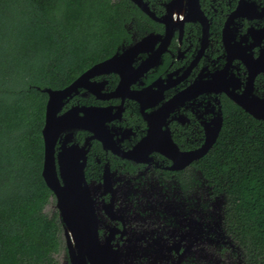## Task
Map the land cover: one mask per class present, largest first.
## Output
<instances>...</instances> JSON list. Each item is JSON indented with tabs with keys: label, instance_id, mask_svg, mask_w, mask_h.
<instances>
[{
	"label": "flooded vegetation",
	"instance_id": "af4514ba",
	"mask_svg": "<svg viewBox=\"0 0 264 264\" xmlns=\"http://www.w3.org/2000/svg\"><path fill=\"white\" fill-rule=\"evenodd\" d=\"M142 2L153 15L136 4L121 61L64 100L58 116L73 113L54 136L58 178L70 161L73 203L90 208L80 222L121 264H250L206 166L229 118L253 117L237 100H264V0ZM51 203L65 236L54 193Z\"/></svg>",
	"mask_w": 264,
	"mask_h": 264
},
{
	"label": "trees",
	"instance_id": "16d2710c",
	"mask_svg": "<svg viewBox=\"0 0 264 264\" xmlns=\"http://www.w3.org/2000/svg\"><path fill=\"white\" fill-rule=\"evenodd\" d=\"M130 0H0V264H59L58 213L43 175L48 95L131 40ZM229 118L206 175L226 193L228 225L264 264V122Z\"/></svg>",
	"mask_w": 264,
	"mask_h": 264
},
{
	"label": "water",
	"instance_id": "95a60500",
	"mask_svg": "<svg viewBox=\"0 0 264 264\" xmlns=\"http://www.w3.org/2000/svg\"><path fill=\"white\" fill-rule=\"evenodd\" d=\"M135 5L138 4L145 12H149L146 4L142 0H130ZM174 6V3L170 7ZM153 15V14H151ZM166 24V21H164ZM136 46H134L127 53L134 54ZM121 61V57L116 54L112 58L98 63L83 73L77 80L65 89L56 90L45 88L43 91L48 94V102L46 106L45 125L42 129L43 139L45 143V157L43 164L42 175L49 187V189L56 195L58 199L57 207L60 210V217L64 223V232L67 239V249L70 264H121L119 253L114 251L109 245L103 244L98 238L97 229L91 224H81L80 213L83 210L88 211L90 208L81 210L74 205L73 201L78 193L80 187L76 186L72 174V166L70 161L61 162L62 172L65 174L63 184H61L56 172V163L53 155V147L55 143V132L58 125L69 124L72 117V111L64 116H58L64 100H68L74 94L79 92V89L86 88L90 78L101 74L102 72H109L116 64ZM237 102L256 119L264 120V100L254 99L246 105L242 101ZM77 112V111H76ZM66 128L61 127V130ZM217 133L215 135V139ZM208 148L205 147V150ZM79 184V183H78ZM77 216V217H76Z\"/></svg>",
	"mask_w": 264,
	"mask_h": 264
},
{
	"label": "rangeland",
	"instance_id": "374dc122",
	"mask_svg": "<svg viewBox=\"0 0 264 264\" xmlns=\"http://www.w3.org/2000/svg\"><path fill=\"white\" fill-rule=\"evenodd\" d=\"M54 209H55V204L51 203V204L47 207L46 211H47L49 214H52L53 211H54ZM60 237H61L60 239H62V241L65 242V236H63V235L61 236V235H60ZM57 260H58V263H59V264H69V263H68V262H69V259H68V257H67L66 250H65V244H63L60 253L57 255Z\"/></svg>",
	"mask_w": 264,
	"mask_h": 264
}]
</instances>
